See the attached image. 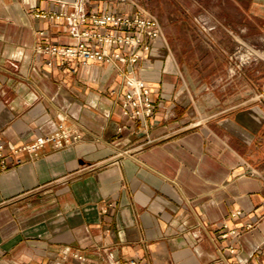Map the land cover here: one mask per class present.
<instances>
[{"label":"crops","instance_id":"obj_1","mask_svg":"<svg viewBox=\"0 0 264 264\" xmlns=\"http://www.w3.org/2000/svg\"><path fill=\"white\" fill-rule=\"evenodd\" d=\"M149 1L172 52L155 42L131 67L156 104L144 122L120 113L116 62L37 52L75 39L35 12L76 0H0V140L80 134L0 172V264L263 263L264 58L226 70L236 39L264 54V0Z\"/></svg>","mask_w":264,"mask_h":264},{"label":"built area","instance_id":"obj_2","mask_svg":"<svg viewBox=\"0 0 264 264\" xmlns=\"http://www.w3.org/2000/svg\"><path fill=\"white\" fill-rule=\"evenodd\" d=\"M126 1L132 11L97 12L88 10L84 0H76L71 9H45L35 12V16L46 20H64L68 33L75 39L73 44H56L45 42L37 45L39 53L75 63L86 64L97 61L107 64L117 63V69L123 78L124 91L120 98V113L133 121H147L155 112L152 91L147 81L134 75L132 65L142 58L140 51H150L155 42L167 48V41L159 19L137 0ZM205 24V21H202ZM256 51L252 45L240 43L231 59L230 72L256 59ZM51 65L52 62L48 61ZM264 99V87L257 94ZM123 126H119L121 130ZM80 138L76 129H69L59 123L53 133L41 136L32 142L17 146H7L0 140V172L14 168L24 161V156H38L48 145L61 147L73 143ZM238 212V211H237ZM237 212L233 213L236 214ZM252 223H247L249 228ZM221 237L237 233L236 229H228L223 223ZM80 257V256H79ZM117 264H136L135 260ZM264 264V259L263 263Z\"/></svg>","mask_w":264,"mask_h":264},{"label":"rangeland","instance_id":"obj_3","mask_svg":"<svg viewBox=\"0 0 264 264\" xmlns=\"http://www.w3.org/2000/svg\"><path fill=\"white\" fill-rule=\"evenodd\" d=\"M137 1H138V4H140V5H142L143 7H145L150 13H152L153 15H155V16L159 19V21H160V23H161V26H162V29H163V34H164V36H165V38H166V41H167V49H168L169 52L171 53V52H172V48H171V45H170L169 39H168V37H167V34H166V32H165V27H164L163 23L161 22V20H160L158 14L155 13V11L152 9V7H150V1H149V2H148V0H137ZM146 1H147L148 3H146ZM197 16H199V15H197ZM195 22H196V21H195ZM195 25L198 26V27L196 26V27H197V30H198V29H201V26H200V25H202V23H201V24H198V23L196 22ZM198 31H199V33L201 34V30H198ZM201 35H202L203 38H205L203 34H201ZM240 43H246V44H248V45H251V44H252V43H249V41H247V40H245V39H241V40L236 39V40H235L234 51L228 56V60H227V70H226V73H227V74L231 73V72H230V68H231V64H232V62H233V60L231 59V56H233L235 50L237 49V47L239 46ZM252 45H253V44H252ZM255 51H256V50H255ZM256 53H257V54L255 55V57L258 58L259 60H262V59L264 58V54H263V53H260L259 51H257ZM261 90H262V89H261ZM258 93H259V92H258ZM258 93H257V94H258ZM256 97H257V95H256ZM257 99H258V98H257Z\"/></svg>","mask_w":264,"mask_h":264}]
</instances>
